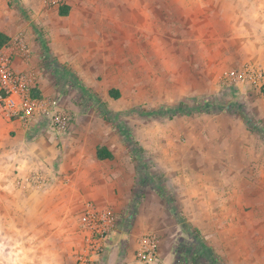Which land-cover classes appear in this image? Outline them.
<instances>
[{
	"label": "rangeland",
	"instance_id": "obj_1",
	"mask_svg": "<svg viewBox=\"0 0 264 264\" xmlns=\"http://www.w3.org/2000/svg\"><path fill=\"white\" fill-rule=\"evenodd\" d=\"M66 1L56 5L43 0H0V24L9 30L10 38L1 50L14 74L23 79L24 92L31 97L30 92L37 90L49 111L34 127L20 124L24 138L19 142L11 127L15 119L6 115L0 103V264H73L88 246L85 217L89 210L107 213L112 219L110 238L122 223L129 234L136 212L127 216V205L122 210L121 203L89 200L88 191L81 187L82 199L76 202L59 197L62 201L55 204L47 198L49 186L62 172L61 149L73 163L77 141L80 159L91 156L95 146L111 142L115 159L102 162L100 175L116 174L114 180L125 186L129 181L124 174L133 168L141 183L139 193L147 195L135 234L117 247L109 241L105 254L92 264H126L127 255L137 264H165L167 257L168 264H207L200 257L195 262L199 256L195 245L201 236L188 221L189 186L194 190L211 186L220 170L227 172L234 188L244 171L250 182L254 172L264 173V70L252 58H240L231 43H214L212 57L207 59L202 51L188 55L193 44L165 43L160 59L150 45L145 51L139 49L143 44H125L122 55L112 52L122 70H100L101 58L91 60L98 70H71L53 54L49 34L51 24L66 22V17L55 13L66 7ZM260 5L264 8V0ZM70 8L76 10V0ZM245 67L252 70L244 72ZM110 91H118L119 96ZM177 106L183 110L164 113ZM56 112L67 117L64 131L51 124ZM125 135L142 149L145 169L138 171ZM44 143L58 156L51 169L45 164L43 170L34 169L37 173L28 165L24 169L32 173L20 174L18 160L35 161L34 152H41ZM85 173H77L73 180L72 171H65L60 175L63 185L54 186L52 195L72 200L78 195L73 183ZM104 189L98 194L103 195ZM156 197L162 204H156ZM259 236L249 244L258 247ZM153 244V260L141 261L140 253ZM237 244L228 247H246ZM211 254L217 264H227L218 252L211 250Z\"/></svg>",
	"mask_w": 264,
	"mask_h": 264
},
{
	"label": "crops",
	"instance_id": "obj_2",
	"mask_svg": "<svg viewBox=\"0 0 264 264\" xmlns=\"http://www.w3.org/2000/svg\"><path fill=\"white\" fill-rule=\"evenodd\" d=\"M260 2L261 0H76V10L72 11L70 7L74 6V0H67L65 4L68 17L62 16L66 17V22L51 24V48L59 62L66 64L71 70H98L91 64L94 58L104 59L100 70H122L115 61L117 54L112 52L119 51L122 55L126 51L125 44H143L139 49L142 47L145 51L147 45H150V49L158 53L159 59L163 57L161 53L164 52L165 43L193 44L188 55L202 51L207 59L212 57L214 43H231L235 44V51L240 58H252L254 65L264 70V8H261ZM43 3H46L45 0ZM51 12L54 13L53 10ZM55 13L59 15V8ZM0 31L9 37V30L3 24H0ZM117 44L124 46L119 47ZM145 57L148 58L147 55ZM124 58L127 60L130 57ZM127 67L130 69L129 65ZM11 127L15 139L21 142L24 132L20 123L14 121ZM79 143L80 141L76 142L77 160L73 163L68 161L64 148L58 153V156H62L60 175L69 170L72 171L73 175L70 177L73 179L78 176L77 173L86 172L81 180L72 182L77 186L76 193L81 187V190L88 191L87 197L83 194L87 199L95 202L106 199L103 200L104 204L106 201L114 205L121 203L120 208L124 210L132 197L134 169L124 171L129 184L122 186L121 181L114 180L116 174L108 178L100 175L102 162L108 160H99L96 149L105 147L115 159L111 142L95 146L92 155L87 159L79 158L82 155ZM43 148L41 152H34L37 158L33 162L18 160L20 174L24 175L25 171L32 173L24 169L28 165L33 170L42 169L43 165L51 169L58 156L50 144L44 143ZM17 151V147L14 148V153ZM9 153L14 154L12 151ZM226 174L220 170L211 179V186L208 184L203 190H194L190 183L188 221L195 226L205 246L218 252L227 260V264H264V181L260 180L261 177L264 178V173L254 172L255 178L250 182V176L245 178L249 173L244 171L237 177L236 188L230 187ZM60 175L49 186L51 193L46 197L51 199V203L57 204L62 199L72 202L82 199L80 193L74 194L72 200L62 195H52L54 186L63 185ZM104 187L103 195H99ZM152 199L155 200L154 197ZM144 200L147 203V195H144L142 201ZM142 201L128 229L130 235L124 232L128 227L124 223L120 224L118 232L113 235L115 244L111 236L113 246L117 247L118 242H124L125 238L129 239V236L135 234L145 210L146 203L143 205ZM159 203L162 204L160 200L156 204ZM161 207L163 210V206ZM164 234L165 231L163 236ZM249 235L253 237L247 238ZM255 235H260L261 244L258 247L249 244L255 241ZM233 242L243 243L246 247H228ZM126 261V264H137L130 255H127ZM169 261L170 258L167 257L163 263L168 264Z\"/></svg>",
	"mask_w": 264,
	"mask_h": 264
},
{
	"label": "built area",
	"instance_id": "obj_3",
	"mask_svg": "<svg viewBox=\"0 0 264 264\" xmlns=\"http://www.w3.org/2000/svg\"><path fill=\"white\" fill-rule=\"evenodd\" d=\"M65 0H45L46 3H63ZM252 70V67H245L244 72ZM257 70V69H256ZM245 75V73H243ZM241 73L239 77H241ZM244 81V80H240ZM24 81L16 76L11 68V62L7 55L0 49V103L1 109L6 112L9 118L24 126L34 127V123L42 121L49 112L48 106L39 99H33L24 92ZM51 124L58 132L64 131L68 124L67 117L56 112L52 116ZM39 185V184H38ZM85 226L87 227L88 246L84 253L79 256L73 264H92L94 258H99L105 254L112 232V219L107 213H100L89 210L85 217ZM154 244L140 253L141 261H152L154 258Z\"/></svg>",
	"mask_w": 264,
	"mask_h": 264
},
{
	"label": "trees",
	"instance_id": "obj_4",
	"mask_svg": "<svg viewBox=\"0 0 264 264\" xmlns=\"http://www.w3.org/2000/svg\"><path fill=\"white\" fill-rule=\"evenodd\" d=\"M67 14H68V8L67 7H59V15L60 16H67ZM9 43H10V38L6 34H4L3 32L0 31V49L5 48ZM30 93H31V97L33 99H39L40 98V94L37 90H32ZM261 93L264 97V85L261 88ZM109 94L114 96V97L119 96L118 91H110ZM181 106H177L175 108H170L169 110H166L164 113L170 114V115L177 113L178 111L183 110L181 108ZM207 107L210 108V106H207ZM105 116L106 115L104 112V117ZM124 138H125L127 144L134 149V152H135L134 157L136 159L135 160L136 166L138 168H140V170L138 169V171H141L142 168L145 169L147 162L145 161L142 149L138 146V144L136 142H133V140L131 139V137L129 135H125ZM96 155H97V158L99 160H112L113 159V155L105 147H97ZM141 173H143V172H141ZM139 182L140 181L138 179H136V174H135L132 197H131L130 203L128 205V209L126 211L127 216L130 215L131 212H133V211L136 212L138 206L140 205L142 199L144 198V194L139 193V189L141 187V183H139ZM159 191H160V189H159ZM159 195H161V194H159ZM167 203L169 205L171 202L168 201ZM171 209L175 210L173 206L171 207ZM183 227L185 228L186 226H183ZM112 240H113V244H115V242H114L115 237L114 236H112ZM118 244H121V243L118 242ZM195 250H196V254L199 255L198 257L197 256L195 257V262H197L198 258L200 257L203 259L205 258L207 264H217V261L213 258V255L211 254V250L205 246V244L203 243L202 240L198 239L197 244L195 245Z\"/></svg>",
	"mask_w": 264,
	"mask_h": 264
}]
</instances>
